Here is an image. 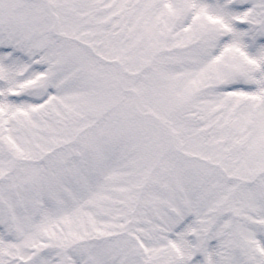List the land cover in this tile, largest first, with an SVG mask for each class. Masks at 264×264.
<instances>
[{"label":"snow or ice","instance_id":"1","mask_svg":"<svg viewBox=\"0 0 264 264\" xmlns=\"http://www.w3.org/2000/svg\"><path fill=\"white\" fill-rule=\"evenodd\" d=\"M0 264H264V0H0Z\"/></svg>","mask_w":264,"mask_h":264}]
</instances>
